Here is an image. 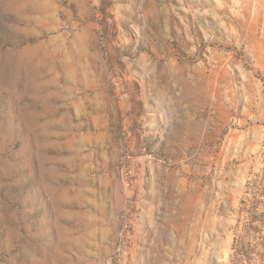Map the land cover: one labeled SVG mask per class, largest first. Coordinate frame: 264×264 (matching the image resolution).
Masks as SVG:
<instances>
[{"label":"rangeland","instance_id":"374dc122","mask_svg":"<svg viewBox=\"0 0 264 264\" xmlns=\"http://www.w3.org/2000/svg\"><path fill=\"white\" fill-rule=\"evenodd\" d=\"M0 264H264V0H0Z\"/></svg>","mask_w":264,"mask_h":264}]
</instances>
